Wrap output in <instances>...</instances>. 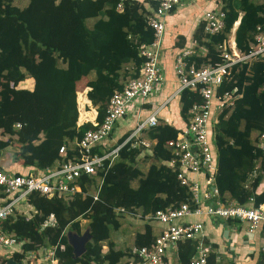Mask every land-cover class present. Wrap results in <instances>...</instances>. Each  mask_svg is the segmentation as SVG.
<instances>
[{"label": "trees", "instance_id": "obj_1", "mask_svg": "<svg viewBox=\"0 0 264 264\" xmlns=\"http://www.w3.org/2000/svg\"><path fill=\"white\" fill-rule=\"evenodd\" d=\"M27 1L20 7L14 0H0V130L8 136L0 139V150L10 142L17 147L9 165L0 166V170L15 175L44 174L47 168L78 155L76 142L86 130L95 128L91 122L78 124V115H94L93 110L84 112L82 105L88 98L97 111L95 120L100 123L113 92L121 90L128 79L139 76L145 61L140 49L153 40V30L147 24L151 12L139 0L123 1L121 11L116 8L119 0ZM151 5L155 7L157 3ZM221 8L225 12L222 31L205 33L203 19L194 28L188 64L200 67L222 62L218 45L228 39L237 20L234 41L240 52H248L255 35L264 32V3L225 0ZM87 19H93L91 26L85 23ZM189 47L184 36H177L172 45L173 60ZM92 74L86 98L77 82ZM27 77L33 79L30 89L19 86ZM224 92L238 97L232 106L220 111L210 130L217 161L216 185L220 194L246 206H257L264 201V195L255 193L257 178L245 184L262 155L251 133L264 130V53L232 66L214 91L215 106ZM175 96L184 125L189 108L202 98L189 89ZM134 126L111 145L104 140L92 152L100 154L122 143ZM182 127L159 122L144 130L151 141V157L158 162L150 163L145 171L136 163L141 145L132 147L129 142L120 148L110 167L99 170L97 176L80 179L81 192L68 197L30 192L2 221L3 229L15 236L17 244L12 251L0 247V264H7L8 259L30 264L26 260L29 251L59 244L65 247L57 246L55 250L58 264H119L129 256L130 248L118 249L111 239V230L120 227L115 208L140 209L146 215L190 198L186 187L179 184L176 171L163 162L172 156L166 142L176 137ZM62 145L66 147L64 155L59 153ZM100 179L94 200L89 190ZM13 196L0 194V203ZM249 197L254 201L250 203ZM49 214L54 215L56 224L41 228ZM82 219L88 221L91 239L85 252L73 257L65 232L68 229L81 234ZM153 237L152 227L146 223L142 232L135 233L133 245H149ZM194 251V241L178 243L180 261L187 262ZM208 262L216 264L214 253L209 254Z\"/></svg>", "mask_w": 264, "mask_h": 264}, {"label": "built area", "instance_id": "obj_2", "mask_svg": "<svg viewBox=\"0 0 264 264\" xmlns=\"http://www.w3.org/2000/svg\"><path fill=\"white\" fill-rule=\"evenodd\" d=\"M123 1L125 0L118 1L117 10H122ZM139 1L151 12L147 17V24L153 30L152 42L140 49V55L144 56L145 61L141 65L138 77L128 79L121 90L113 92L103 120L100 123L95 120L92 123L95 128L86 130L76 142L78 155L63 160L55 167L47 168L44 174L15 175L0 170V194L14 195L10 201L0 203V247L12 251L17 244L15 236L3 229L2 221L14 213V206L24 201L30 192L47 196L55 194L71 196L81 192L80 179L83 176H97L99 170L110 167L118 157L120 148L126 143L131 142L132 147L139 144L150 147L151 141L138 137L145 129L158 124L157 114L164 103L144 119L138 118L134 128L122 143L100 154L92 152L93 147L109 139L115 123L119 118L126 116L131 103L136 101L142 103L163 82L164 71L160 60L165 35V17L177 6L193 0ZM152 2H156L157 5L152 7ZM224 17L225 12L221 6L203 11L204 32L211 35L222 31L225 25ZM229 38L218 45L223 61L215 66L195 67L194 64H188L186 57L190 54L189 50L182 51L175 58L173 68L177 87L166 102L183 89L196 91L202 101L194 103L189 108L187 123L176 137L166 142L172 156L163 162L172 171H176L179 184L186 187L190 198L178 206H168L146 215H142L140 209L133 211L123 207L115 208L117 213L148 224L155 223L159 227L149 245H133L129 256L122 259L119 264H210L208 256L212 248L203 241L204 223L200 220H187L193 216L239 221L245 223L248 233H253L260 225H264V205L246 206L229 196L222 195L215 181L217 161L213 154V135L210 134V130L216 123L220 111L224 107L232 106L238 95L230 97L228 92H224L215 106L214 91L229 75L232 66L250 62L264 53V32L255 35L254 44L248 52H240L229 42ZM16 126L20 124L17 123ZM256 139L257 147L264 153V130L258 132ZM65 152L66 147L62 145L59 153L64 155ZM101 181L100 179L96 191L90 194L94 200L97 199ZM248 201L253 202V197H249ZM55 224L54 215L49 214L41 228ZM188 239L195 242V251L187 262H182L177 254L178 243ZM57 246L59 249L65 247L64 244H59L29 251L26 260L30 264H58L59 259L55 256Z\"/></svg>", "mask_w": 264, "mask_h": 264}, {"label": "crops", "instance_id": "obj_3", "mask_svg": "<svg viewBox=\"0 0 264 264\" xmlns=\"http://www.w3.org/2000/svg\"><path fill=\"white\" fill-rule=\"evenodd\" d=\"M253 2L264 3V0H253ZM221 5L222 4L220 0H193L187 4L177 6L165 17V35L162 43V57L160 60L164 71V80L161 85L157 87L155 92L144 99L142 103H138L136 101L128 106V113L121 119V121H128L126 124V129H123L122 132H120V134L115 137L113 134L114 132L110 134V137L108 139L109 141H107V143L105 144L111 145L112 143H114L120 136H122L132 126H134L138 118L139 120L144 119L148 114L151 113V111H153L163 103L164 105L160 107L157 114L158 123L168 122L178 127L185 125H183V121L179 116V103L177 96L172 97L169 101L166 102V100L174 93L177 87V80L173 68L174 50L172 49V45L175 43L177 36H184L187 40V44L191 46L189 48H186V50H189L191 54L193 51V44L191 40L192 33L194 28L202 19L203 11L213 9ZM238 23L239 20L234 23V27L232 28V32L229 36V42L233 45H235L234 32ZM92 76L93 74L89 78L82 77L81 80L77 82V86L80 85L82 89L85 90L86 98V92L89 89V87L87 86V81L88 79L92 78ZM25 84H27L29 86L28 88L30 89L33 85V79L31 77H27L19 84V86L26 87ZM88 101L89 103H85L83 105V110L86 112L94 110V115L90 116L88 113H86L82 117L78 115V124H82L85 122H95L97 111L89 99ZM119 124L120 122L117 121L114 125V130H117L119 128ZM257 134L258 132L256 131H253L251 133V139L255 144H257ZM7 138L8 136L2 134L0 130V139L6 140ZM142 139L150 141L146 137V135ZM16 151L17 147L14 142H10L8 146H6L3 150H0V166L3 168L7 167L10 163V160L12 159L13 153ZM254 177L257 178L255 193L258 195H264L263 152L261 157L256 161L255 171L252 175L249 176L245 186L250 185ZM99 181L96 182L94 186L95 189H93V191L89 190L90 194L96 191ZM261 204L264 205V201H262L258 205ZM119 215L120 217H128L139 228H137L138 230L136 229V231L133 233L134 240L135 233L142 232L146 222L133 220L132 217L130 218V216L121 213H119ZM187 220H200L204 223L203 241L205 244L211 246V253H214L215 255L216 264H264V225H260L259 228H257L253 233H248L246 231L245 223L235 220L216 219L205 216H193L188 218ZM82 222L87 223L88 221L86 219H82L81 224ZM149 225L152 227L153 234H156L159 229L158 225L155 223ZM115 232H117L118 238L114 239L113 236H111V239L115 242L118 249H123L119 245L122 243L121 241L124 237L125 224L120 221V227ZM133 240L129 248L133 246ZM103 250H106V246Z\"/></svg>", "mask_w": 264, "mask_h": 264}, {"label": "rangeland", "instance_id": "obj_4", "mask_svg": "<svg viewBox=\"0 0 264 264\" xmlns=\"http://www.w3.org/2000/svg\"><path fill=\"white\" fill-rule=\"evenodd\" d=\"M220 1H221V4L224 5L225 0H220ZM27 2H28L27 0H14V4H16L20 7L25 6L27 4ZM92 22H93V19H87L85 23L87 24V26H91ZM25 85H26V87H29L27 84H25ZM78 89L83 90L80 85H78ZM86 103H89L88 99L86 100ZM81 109L83 110V105H82ZM84 114H82V115L84 116ZM121 119L122 118H119L117 120L120 122L119 128L117 130H114L115 126L113 128L112 133L114 132L113 133L114 137L118 136L120 134V132H122L123 129H126V124L128 121L127 122H125L124 120L121 121ZM143 137H145L144 132H142L138 138L142 139ZM140 145H141V153L138 155L136 163H137V165H139L142 168V170H146L150 163L156 162V161L153 157H151L150 147H146L145 145H142V144H140ZM156 163H158V162H156ZM93 189H95V188L93 187ZM93 189H91V191H93ZM132 219L136 220V218H132ZM119 220L125 224L124 237H123V240L121 241L122 243L119 245L121 248L124 249L125 247H129L131 245L132 240H133V233L136 231V229L138 227L136 226V224L131 219H129L126 216L119 217ZM81 225H82L83 231L86 228H88V227H86L87 226L86 222H82ZM67 231H68V229L66 230V233H67ZM111 236H113L114 239L118 238L117 232H115L113 230H111ZM103 249H105V246H103Z\"/></svg>", "mask_w": 264, "mask_h": 264}, {"label": "water", "instance_id": "obj_5", "mask_svg": "<svg viewBox=\"0 0 264 264\" xmlns=\"http://www.w3.org/2000/svg\"><path fill=\"white\" fill-rule=\"evenodd\" d=\"M67 240L72 247L73 257H79L86 250V243L91 239L89 229L86 228L81 234H77L72 230L67 231ZM7 264H20L13 259H8Z\"/></svg>", "mask_w": 264, "mask_h": 264}]
</instances>
